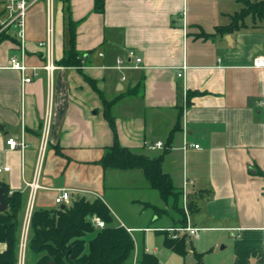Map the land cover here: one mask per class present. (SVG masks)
I'll list each match as a JSON object with an SVG mask.
<instances>
[{
	"label": "crops",
	"instance_id": "0c3cea01",
	"mask_svg": "<svg viewBox=\"0 0 264 264\" xmlns=\"http://www.w3.org/2000/svg\"><path fill=\"white\" fill-rule=\"evenodd\" d=\"M97 2L40 0L29 9L25 63L37 69L24 83L10 65L21 41L4 28L10 13L0 0V168H10L0 182L25 196L21 234L30 208H62L56 198L68 190L69 206L101 199L131 234L136 249L125 264L145 252L164 264H264V70L253 66L264 55V22L249 15L220 33L243 9L240 0H102V11ZM71 22L79 67L60 63ZM137 57L141 68H116ZM106 103L122 147L163 158L182 193L185 226L142 170L104 168L116 139ZM10 138L24 139L26 149H10ZM157 142L165 148H148ZM34 181L40 187L32 193ZM187 226L201 232L179 238L187 246L181 256L164 243L171 229Z\"/></svg>",
	"mask_w": 264,
	"mask_h": 264
},
{
	"label": "trees",
	"instance_id": "16d2710c",
	"mask_svg": "<svg viewBox=\"0 0 264 264\" xmlns=\"http://www.w3.org/2000/svg\"><path fill=\"white\" fill-rule=\"evenodd\" d=\"M243 9L220 33L240 28L249 15L264 22V0L250 2L240 0ZM102 0H98L96 10L102 11ZM75 23L70 24V48L66 51L61 65L66 67L81 66V54L76 49ZM111 103H106V118L114 132L115 143L108 148L102 160L104 168L118 171L142 170L150 186L159 191L162 198L173 206L183 217L181 225H186V216L182 208V193L174 187L172 179L162 169L163 158H151L136 154L118 143L115 120L111 114ZM8 204L6 211H0V244L6 249L0 252V264H19L22 241V214L25 196L20 192L10 194L7 186L0 182V190ZM159 213V209L153 207ZM100 218L106 223L103 229H97L93 218ZM95 236L88 240L89 235ZM165 247L181 256L186 255V239L166 237ZM136 245L127 229L114 224L110 209L101 200L93 202L86 198L74 201L64 209H37L31 216L29 237L26 246L25 264H125L133 255ZM137 264H164L157 256L143 253Z\"/></svg>",
	"mask_w": 264,
	"mask_h": 264
},
{
	"label": "built area",
	"instance_id": "2783aa9c",
	"mask_svg": "<svg viewBox=\"0 0 264 264\" xmlns=\"http://www.w3.org/2000/svg\"><path fill=\"white\" fill-rule=\"evenodd\" d=\"M6 9L10 13V20L5 23L3 26L4 28L11 27L17 30V36L21 41V50L22 54L21 57H13L11 59V68L19 70L22 74V80L24 83H30L32 82L33 78L31 76L27 75V72L31 69L36 71L37 68H30L25 63V40H26V33H25V20L26 15L29 11V9L38 3L40 0H2ZM42 47H50L51 43L50 41L41 43ZM131 57H134V54L131 53ZM143 63L142 58H135V65H125V61L123 59H119L117 64V69H139L140 64ZM253 66L255 68H259L264 70V55L258 56L254 60ZM46 70L48 72H52L54 70V67L47 66ZM35 75H37L36 72H34ZM179 77L183 76V73L178 74ZM260 109L262 110L263 118H264V99L259 102ZM7 145L10 147V149H21L24 151L27 147L24 139L21 141H17L15 138H10L7 140ZM150 150H156V149H164L165 145L163 142H157L155 144H150L148 146ZM195 148H199L198 145L195 146ZM10 168H0V174L2 172L9 171ZM29 187L32 189V193L40 187L38 181H34L29 184ZM33 196V195H32ZM71 203V192L68 190H64L63 193L56 198V204L57 205H69ZM32 216V208L29 209L28 216H27V222L26 226L24 228V232L22 234V241H21V252H20V260L19 264H25L26 260V246L27 241L29 237V225L31 221ZM92 223L97 229H103L106 227L105 221H103L100 218H93ZM173 239H179L181 236L187 235L194 238L200 237L201 230L198 228H193L191 226H187L185 228L180 229H171Z\"/></svg>",
	"mask_w": 264,
	"mask_h": 264
},
{
	"label": "water",
	"instance_id": "95a60500",
	"mask_svg": "<svg viewBox=\"0 0 264 264\" xmlns=\"http://www.w3.org/2000/svg\"><path fill=\"white\" fill-rule=\"evenodd\" d=\"M65 206L63 205L62 206V209H64ZM8 209V204L6 202V198H5V195L3 193V190L1 189L0 190V211H6ZM50 264H54L53 262L50 263Z\"/></svg>",
	"mask_w": 264,
	"mask_h": 264
},
{
	"label": "rangeland",
	"instance_id": "374dc122",
	"mask_svg": "<svg viewBox=\"0 0 264 264\" xmlns=\"http://www.w3.org/2000/svg\"><path fill=\"white\" fill-rule=\"evenodd\" d=\"M147 236H149V238H150V237L152 238V239H151V238L149 239L148 244H149V242H150L151 244L154 245L155 242H156V241H155L156 238L154 237V234L147 233Z\"/></svg>",
	"mask_w": 264,
	"mask_h": 264
}]
</instances>
